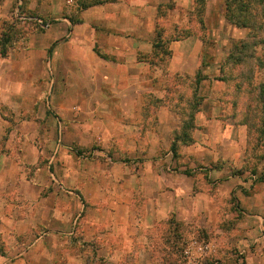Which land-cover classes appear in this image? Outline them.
I'll use <instances>...</instances> for the list:
<instances>
[{
    "label": "crops",
    "instance_id": "0c3cea01",
    "mask_svg": "<svg viewBox=\"0 0 264 264\" xmlns=\"http://www.w3.org/2000/svg\"><path fill=\"white\" fill-rule=\"evenodd\" d=\"M17 9L52 25L33 30ZM226 14V0H0V264H148L147 233L161 221L219 219L213 184L240 194L250 232L263 234L264 180L249 169L264 174V135L248 127L243 92L232 100L226 78L240 71L222 67L248 29ZM198 73L195 128L174 153L173 111L191 109ZM83 109L94 111L98 139L121 142L112 153L128 160L40 163L56 135L82 138Z\"/></svg>",
    "mask_w": 264,
    "mask_h": 264
},
{
    "label": "rangeland",
    "instance_id": "374dc122",
    "mask_svg": "<svg viewBox=\"0 0 264 264\" xmlns=\"http://www.w3.org/2000/svg\"><path fill=\"white\" fill-rule=\"evenodd\" d=\"M21 13L24 14L23 12ZM24 25L39 32L43 31L29 22L24 23ZM14 30H16L15 33L17 34L21 32L20 28H15ZM211 46L209 45L208 47L211 48ZM168 48L169 45L166 42L163 43L162 51L166 52ZM49 58L50 67L54 70V64L51 61V57ZM193 89L194 87L192 88V93L190 91V95L188 93L189 101L192 104L191 109H177L173 111L178 115L180 120L179 129L173 130V136H178L183 144L191 140L190 134L195 128L191 117L199 110L198 106L202 104V98L200 96L197 97ZM178 102L181 104L180 101ZM70 111L68 112L70 113ZM45 112L53 117H59L62 114L60 110L48 108L45 109ZM79 113L83 120L82 138L78 140L73 139L70 142H63V138L61 137L58 140L56 135L55 141L52 142L53 149L48 156L40 158V163H42L43 159L44 164L48 168H99L103 166L111 167L113 163L128 160L112 153L114 149L120 150L122 147L121 142L110 139L101 141L98 139L97 131L101 127L99 128V126L93 125L92 116L94 111L92 109L79 110ZM27 114L25 113L24 116L27 117ZM95 114L101 115L99 111H96ZM254 143L256 142L253 141ZM63 145L68 146L70 149H64ZM175 146L177 147V144ZM54 148H57L56 151H54ZM255 156V153H252L253 159L248 162L252 166L255 164ZM22 159L26 160L29 158ZM26 166L29 167L31 165L26 163ZM257 169L251 168L249 169V173L252 174L253 171L257 173ZM259 174L261 173L259 172ZM257 189L258 187L254 191ZM252 190L246 189L245 192H254ZM198 191L202 190L198 189ZM226 191L227 195L223 196L224 193L222 194V192ZM209 192L213 196H216V207H218L217 216L219 219H210L204 222L196 217L190 222H178L170 216L164 222L161 221L154 227L153 233H147L148 236L145 242L149 243L152 250V257L148 264H186L187 260L184 252L194 242L197 245L209 246V249L202 253L203 264H264V230L263 234L256 232L253 234L250 232L256 228V224L252 218L247 217L246 206L242 205V201L240 200L241 195L235 193L233 188L231 193H228V189L218 187L217 184L211 185ZM242 193L244 192L242 191ZM142 194L139 191V195L136 196L139 197ZM138 200L141 199L138 198ZM243 232L247 233L244 237ZM256 236L260 238L258 241L255 239ZM192 249L193 256L200 255L196 247Z\"/></svg>",
    "mask_w": 264,
    "mask_h": 264
},
{
    "label": "trees",
    "instance_id": "16d2710c",
    "mask_svg": "<svg viewBox=\"0 0 264 264\" xmlns=\"http://www.w3.org/2000/svg\"><path fill=\"white\" fill-rule=\"evenodd\" d=\"M226 6L228 21L238 27L247 28L248 35L239 46L234 47L233 52L222 67L225 70L240 71L238 77L229 76L226 78L227 81H230L231 86H233L232 100L234 102L237 100L238 91L243 92L244 98L251 105L248 109V117L245 118L247 119L248 127L260 130L261 134L264 135V81H254L255 72L258 70L264 71V0H226ZM201 7L199 9V16L202 10ZM163 43L160 42L156 47L160 48L164 55H167L168 51H162ZM258 48H261V55L257 53ZM200 80L201 76L198 73L192 85L195 94ZM193 117H191V121ZM174 137L175 139L171 148L175 153V145L178 143L179 137ZM254 141L256 142V140ZM258 142L256 143L258 144ZM256 143L254 144L256 145ZM252 174L256 177L255 183L264 180V174L257 175L254 171Z\"/></svg>",
    "mask_w": 264,
    "mask_h": 264
},
{
    "label": "built area",
    "instance_id": "2783aa9c",
    "mask_svg": "<svg viewBox=\"0 0 264 264\" xmlns=\"http://www.w3.org/2000/svg\"><path fill=\"white\" fill-rule=\"evenodd\" d=\"M14 14H15L14 17L18 19L19 21L24 22V23L26 22L32 23L40 30H48L52 25V22L49 20H46V19H43L37 16H27L25 14H22L19 9H17L14 12ZM194 247H196L197 250L199 251V254H200L199 256H193L192 248ZM208 249H209V246L197 245V243L195 242L192 243L190 248L188 247L184 252V256L187 260L186 264H203L202 253Z\"/></svg>",
    "mask_w": 264,
    "mask_h": 264
}]
</instances>
